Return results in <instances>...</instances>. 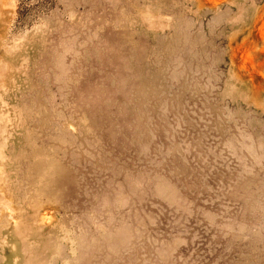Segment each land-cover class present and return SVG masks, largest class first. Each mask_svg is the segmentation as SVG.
Listing matches in <instances>:
<instances>
[{"label": "rangeland", "instance_id": "rangeland-1", "mask_svg": "<svg viewBox=\"0 0 264 264\" xmlns=\"http://www.w3.org/2000/svg\"><path fill=\"white\" fill-rule=\"evenodd\" d=\"M0 264H264V0H0Z\"/></svg>", "mask_w": 264, "mask_h": 264}]
</instances>
